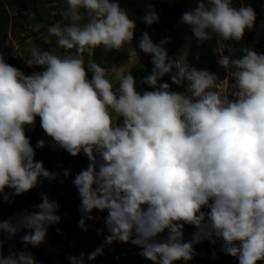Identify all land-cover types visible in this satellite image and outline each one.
<instances>
[{"label":"clouds","instance_id":"obj_1","mask_svg":"<svg viewBox=\"0 0 264 264\" xmlns=\"http://www.w3.org/2000/svg\"><path fill=\"white\" fill-rule=\"evenodd\" d=\"M65 3L60 14L70 23L47 29L65 55L29 40L24 63L43 69L31 75L0 55L3 202L11 203L44 180L71 175L70 168L50 172L35 159L36 150L50 144L89 161L73 180L79 227L87 231L94 211L107 212L104 244L69 256L70 264L94 261L113 242L138 246L139 255L152 264H187L195 245L205 240L222 241L220 250L239 264L264 261V54L244 47L237 58L230 44L217 49V64L232 82L226 90L218 85V74L191 67L183 54L170 58L164 47L168 40L154 43L144 32L138 46L151 55L153 68L143 83L152 90L141 94L131 71L113 67L114 86L108 70L92 59L85 66L84 60L98 47L121 51L132 44L136 21L118 0ZM255 20L251 6L235 7L233 0H197L181 17L198 43L214 37L239 42ZM142 21L152 25L159 16L146 11ZM128 55L138 62L135 48ZM165 75L178 86L186 83L185 92L160 83ZM37 117L50 141L40 139L34 147L26 129ZM41 201L15 222L0 221V231L14 236L27 229L25 245L44 243L49 227L61 221V206L44 193ZM186 225L196 229L190 240L184 238ZM0 264L36 261L20 251L0 253Z\"/></svg>","mask_w":264,"mask_h":264},{"label":"rangeland","instance_id":"obj_2","mask_svg":"<svg viewBox=\"0 0 264 264\" xmlns=\"http://www.w3.org/2000/svg\"><path fill=\"white\" fill-rule=\"evenodd\" d=\"M118 2H122L121 7L127 11L131 19L136 21L135 35L140 40L144 32L149 34L154 43H160L162 40L167 39L168 42L164 44V47L170 58H177L180 54L187 57L192 43V36L181 21L171 20L167 23L156 22L147 25L142 21L143 16L141 17V15L135 13V8H139L143 13L155 11L159 16L160 9L154 4L155 0H118ZM45 7L50 8L51 14L48 15L44 12ZM64 8H66L65 0H51L49 2L46 0H0V55L4 57L6 63L22 70L26 75H31L35 71H42L43 69L40 67H29L24 63L23 56L28 55V41L31 40L39 45L41 49L47 50L50 46L44 43V36L41 35L42 28L50 27L57 22L62 25L70 23V21L64 20L60 14ZM37 25L41 26L39 30H36ZM139 42L132 41V44L125 45L121 51H105L102 46L98 47L94 50L92 57L87 54L84 55L86 64L89 59H92L105 69H109L119 67L125 63H134V61H137L129 57L128 49L135 48L139 54L138 64L145 68L148 75H150L153 68L152 57L139 49ZM209 42L214 45L216 61L218 59L217 49L221 48L223 44L233 45L237 43L236 41H218L215 37ZM240 42L245 47L264 54V0L260 4L253 28L245 30L244 37ZM160 83H169L171 91L186 90V83L181 86L173 84L170 75H165ZM217 83L226 90L231 89V79L224 69L223 79ZM136 89L138 92L140 89L144 91L152 90L143 82ZM26 134L31 138L34 147L38 140L49 138L40 127L38 117L34 127L26 129ZM88 163L86 156L72 157L68 154V157L52 167L43 164L47 170L56 173H62L63 169L70 168L71 175L68 178L61 175L52 181L44 180L36 188L16 196L11 203L0 202V221L11 219L13 222L18 220L24 211L36 210L34 206L42 202L41 193L47 194L50 199L57 201L61 206L57 212L61 216V221L57 225L49 227L44 243L39 246L25 245L22 237L28 234L29 230L27 229L21 228L14 236L0 231V253L2 244H5V256L12 252L23 251L32 254L36 264H70L69 256H79L82 252L85 254L91 253L104 244L105 237L109 235L104 224L106 211L104 213L93 212L95 219L88 221L87 231L79 227V220L81 219L79 212L80 199L73 185V180L77 173L88 166ZM61 180H63L62 183ZM6 191L9 190L6 189ZM57 228L60 229V233L56 231ZM98 229L102 230L99 234ZM140 251L141 249L138 246L131 243L113 242L110 246H104L103 255L98 256L94 261L86 260L85 264H152V261L139 255ZM231 260L233 264H239L236 258L231 257ZM258 264H264V261L258 262Z\"/></svg>","mask_w":264,"mask_h":264},{"label":"trees","instance_id":"obj_3","mask_svg":"<svg viewBox=\"0 0 264 264\" xmlns=\"http://www.w3.org/2000/svg\"><path fill=\"white\" fill-rule=\"evenodd\" d=\"M120 5L122 2H119ZM197 0H155L154 4L157 8L160 9L159 14V23H167L171 20H178L181 21L182 14L187 11L189 8L195 7ZM262 0H233V5L235 7H239L241 5L251 6L256 15L259 12L260 4ZM23 4V9H24ZM135 13L137 15H144V13L139 9L135 8ZM182 22V21H181ZM184 24V23H183ZM187 28V31L192 36V43L187 53V63L191 67H195L200 70H207L212 73H216L219 76V80L223 79V68L218 67L217 61L215 58V50L214 45L211 42L206 41L203 43H198L193 36L190 26L184 24ZM140 39L134 34L133 42L138 43ZM237 51L234 54L237 58L241 55L239 49L244 48V44L240 41L233 44ZM227 54V52H226ZM146 76H148V72L146 71ZM88 78L91 79V73L89 72ZM180 93H184L185 91L181 90L178 91ZM50 141V138L47 139ZM78 156L84 157L85 155L80 154ZM68 157V153L64 150H56L50 144L46 145L43 149H37L35 159L38 161H42L43 164L52 167L62 159ZM11 191V190H9ZM0 202H3L2 196H0ZM6 252V245L2 244L1 246V253L5 256Z\"/></svg>","mask_w":264,"mask_h":264},{"label":"crops","instance_id":"obj_4","mask_svg":"<svg viewBox=\"0 0 264 264\" xmlns=\"http://www.w3.org/2000/svg\"><path fill=\"white\" fill-rule=\"evenodd\" d=\"M47 2L51 0H46ZM50 5V4H49ZM53 5V4H52ZM55 7V6H52ZM44 12L48 15L51 14L50 8L45 7ZM48 27H43L41 31V35L44 36V43L45 39H49L50 43H46L50 47L47 48L48 51L53 52L57 55H65L66 50L60 49L56 46V39L55 37H48L47 32ZM54 45V46H53ZM85 60V66L86 64V58ZM139 62L134 63H125L119 67H122L126 72L131 71V74L134 76L136 80V88L140 87L144 78L146 77V70L141 65L138 64ZM112 68L106 69L108 70V78L112 80L114 86L116 84L114 80V74L111 72ZM137 69V70H136ZM206 210V209H205ZM196 229L191 225H186L184 229V238L185 240H190L192 238L193 232H195ZM222 241H217L215 244L205 240L201 243L195 245V255L191 261H188L187 264H233L230 255L224 254L221 249ZM232 261V262H231ZM231 262V263H230ZM176 264H185L184 261H178Z\"/></svg>","mask_w":264,"mask_h":264},{"label":"water","instance_id":"obj_5","mask_svg":"<svg viewBox=\"0 0 264 264\" xmlns=\"http://www.w3.org/2000/svg\"><path fill=\"white\" fill-rule=\"evenodd\" d=\"M139 92L142 94L144 92V90L143 89H140Z\"/></svg>","mask_w":264,"mask_h":264},{"label":"built area","instance_id":"obj_6","mask_svg":"<svg viewBox=\"0 0 264 264\" xmlns=\"http://www.w3.org/2000/svg\"><path fill=\"white\" fill-rule=\"evenodd\" d=\"M166 235V234H165Z\"/></svg>","mask_w":264,"mask_h":264}]
</instances>
